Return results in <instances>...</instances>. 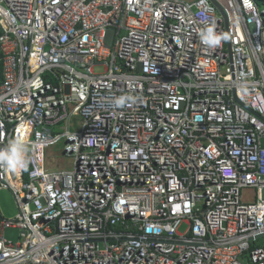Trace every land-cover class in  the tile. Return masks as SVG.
Returning a JSON list of instances; mask_svg holds the SVG:
<instances>
[{
	"label": "built area",
	"instance_id": "obj_1",
	"mask_svg": "<svg viewBox=\"0 0 264 264\" xmlns=\"http://www.w3.org/2000/svg\"><path fill=\"white\" fill-rule=\"evenodd\" d=\"M0 54V264H264V6L0 0Z\"/></svg>",
	"mask_w": 264,
	"mask_h": 264
},
{
	"label": "rangeland",
	"instance_id": "obj_2",
	"mask_svg": "<svg viewBox=\"0 0 264 264\" xmlns=\"http://www.w3.org/2000/svg\"><path fill=\"white\" fill-rule=\"evenodd\" d=\"M190 1V0H189ZM82 125V120L76 118L72 121V132H77L80 130ZM64 144H60L55 147H51L45 152L46 167L51 172H71L74 167V160L67 158L64 153ZM244 201L250 202L255 197L256 194L253 190L243 191ZM0 212L6 219H13L17 216L19 210L11 191L3 190L0 192ZM188 226L183 224L179 230L180 233L186 232ZM6 238L10 241L17 243L19 241V232L17 230H7ZM258 245L264 248V239L260 240Z\"/></svg>",
	"mask_w": 264,
	"mask_h": 264
},
{
	"label": "trees",
	"instance_id": "obj_3",
	"mask_svg": "<svg viewBox=\"0 0 264 264\" xmlns=\"http://www.w3.org/2000/svg\"><path fill=\"white\" fill-rule=\"evenodd\" d=\"M257 4H258V6H260V7H263L264 6V0H254ZM0 59H1V54H0ZM2 69H3V67H2V63H1V61H0V82H2V80H3V71H2ZM19 163H21V162H19Z\"/></svg>",
	"mask_w": 264,
	"mask_h": 264
},
{
	"label": "clouds",
	"instance_id": "obj_4",
	"mask_svg": "<svg viewBox=\"0 0 264 264\" xmlns=\"http://www.w3.org/2000/svg\"><path fill=\"white\" fill-rule=\"evenodd\" d=\"M4 217V216H3ZM6 219V218H5ZM13 243H15V242H13Z\"/></svg>",
	"mask_w": 264,
	"mask_h": 264
},
{
	"label": "water",
	"instance_id": "obj_5",
	"mask_svg": "<svg viewBox=\"0 0 264 264\" xmlns=\"http://www.w3.org/2000/svg\"><path fill=\"white\" fill-rule=\"evenodd\" d=\"M222 12V11H221Z\"/></svg>",
	"mask_w": 264,
	"mask_h": 264
}]
</instances>
